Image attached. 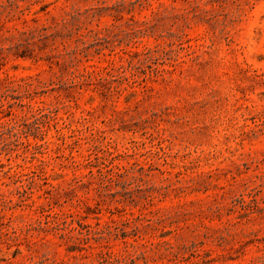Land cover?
I'll return each instance as SVG.
<instances>
[{
	"label": "rangeland",
	"instance_id": "rangeland-1",
	"mask_svg": "<svg viewBox=\"0 0 264 264\" xmlns=\"http://www.w3.org/2000/svg\"><path fill=\"white\" fill-rule=\"evenodd\" d=\"M103 254L264 264V0H0V264Z\"/></svg>",
	"mask_w": 264,
	"mask_h": 264
},
{
	"label": "trees",
	"instance_id": "trees-1",
	"mask_svg": "<svg viewBox=\"0 0 264 264\" xmlns=\"http://www.w3.org/2000/svg\"><path fill=\"white\" fill-rule=\"evenodd\" d=\"M103 261L104 262H107V263H109V264H122L123 262H122V260H120L119 258H115V259H113L112 257H111V255L110 254H103ZM31 264H45V262L44 261H41L40 263H31Z\"/></svg>",
	"mask_w": 264,
	"mask_h": 264
}]
</instances>
